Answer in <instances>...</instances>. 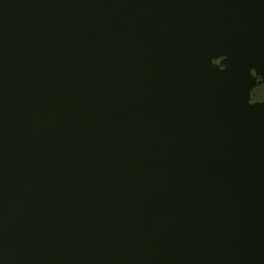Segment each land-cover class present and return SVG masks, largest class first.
Masks as SVG:
<instances>
[{"label": "water", "instance_id": "water-1", "mask_svg": "<svg viewBox=\"0 0 264 264\" xmlns=\"http://www.w3.org/2000/svg\"><path fill=\"white\" fill-rule=\"evenodd\" d=\"M264 0H0V264H264Z\"/></svg>", "mask_w": 264, "mask_h": 264}, {"label": "flooded vegetation", "instance_id": "flooded-vegetation-1", "mask_svg": "<svg viewBox=\"0 0 264 264\" xmlns=\"http://www.w3.org/2000/svg\"><path fill=\"white\" fill-rule=\"evenodd\" d=\"M264 100V85H261L253 90L252 101Z\"/></svg>", "mask_w": 264, "mask_h": 264}]
</instances>
